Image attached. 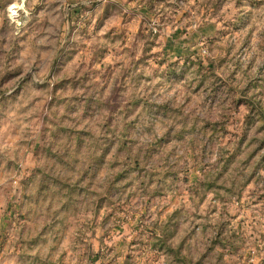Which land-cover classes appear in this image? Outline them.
I'll use <instances>...</instances> for the list:
<instances>
[{
    "label": "rangeland",
    "instance_id": "1",
    "mask_svg": "<svg viewBox=\"0 0 264 264\" xmlns=\"http://www.w3.org/2000/svg\"><path fill=\"white\" fill-rule=\"evenodd\" d=\"M0 264H264V0H0Z\"/></svg>",
    "mask_w": 264,
    "mask_h": 264
},
{
    "label": "bare ground",
    "instance_id": "2",
    "mask_svg": "<svg viewBox=\"0 0 264 264\" xmlns=\"http://www.w3.org/2000/svg\"><path fill=\"white\" fill-rule=\"evenodd\" d=\"M16 9H18V7H14V8L12 9L13 14H16V13H14V10H16Z\"/></svg>",
    "mask_w": 264,
    "mask_h": 264
}]
</instances>
